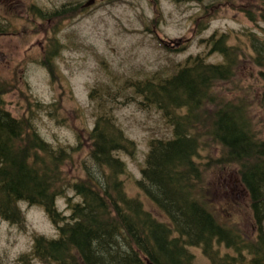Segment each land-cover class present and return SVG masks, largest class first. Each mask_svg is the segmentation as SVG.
<instances>
[{
	"label": "trees",
	"instance_id": "trees-1",
	"mask_svg": "<svg viewBox=\"0 0 264 264\" xmlns=\"http://www.w3.org/2000/svg\"><path fill=\"white\" fill-rule=\"evenodd\" d=\"M195 26L196 32L206 28L200 18ZM226 37L208 39L211 50L223 56L221 63L197 55L169 76L157 73L131 83L140 106L157 107L173 127V138L151 141L137 180L169 222L126 192L127 165L117 153H133L135 143L118 126L109 99L97 94L99 87L91 93L99 110L89 132L91 163L84 165V176L70 180L63 168L70 153L55 148L28 117L17 118L3 106L2 96L10 89L0 79V219L23 225L20 202L44 208L58 236L35 238L36 259L45 264H196L190 249L199 247L209 264H264V139L254 127L249 88L237 101L219 91L227 83L231 93L234 86L243 90L233 79L244 53ZM252 43L256 55L248 58L264 70V41L255 37ZM206 140L220 147L216 165L238 169L250 196L253 236L219 220L208 202L197 160ZM68 188L81 200L66 197ZM59 196L66 197L70 215L58 209Z\"/></svg>",
	"mask_w": 264,
	"mask_h": 264
},
{
	"label": "rangeland",
	"instance_id": "rangeland-1",
	"mask_svg": "<svg viewBox=\"0 0 264 264\" xmlns=\"http://www.w3.org/2000/svg\"><path fill=\"white\" fill-rule=\"evenodd\" d=\"M23 1H35L43 13H50L62 1L76 5L88 0ZM16 4H0V79L10 89L2 96V104L13 116L28 117L55 148L70 153L63 166L68 179L84 176V165L91 163L89 132L99 114L91 93L99 87L97 94L109 99L118 126L135 143L133 153H117L127 165L128 172L122 176L126 192L138 197L159 220L169 222L137 180L151 141L173 138V127L157 107L140 106L141 97L131 83L157 73L169 76L177 65L197 55L206 62H223V56L212 51L213 44L208 42L213 35L215 39L227 35V44L244 53L233 79L243 90L234 86L231 93L227 86L232 85L227 83L219 91L237 101L249 88L254 127L264 139V77L260 76L264 70L248 58L256 55L253 39L264 41V0H103L81 15L76 9L55 24L40 17L35 8ZM197 18L206 27L200 32L195 31ZM31 29H37L36 33ZM206 141L197 160L203 167L208 202L219 220L253 236L256 228L250 196L238 169L216 165L220 147ZM68 196L74 198L72 188L67 189ZM66 197L59 196L56 204L70 215ZM80 200L75 196V201ZM19 205L25 215L23 225L0 219V264H45L32 255L34 241L39 235L57 237V228L43 207L28 202ZM190 250L196 264H209L201 248ZM222 251L232 252L225 247Z\"/></svg>",
	"mask_w": 264,
	"mask_h": 264
},
{
	"label": "flooded vegetation",
	"instance_id": "flooded-vegetation-1",
	"mask_svg": "<svg viewBox=\"0 0 264 264\" xmlns=\"http://www.w3.org/2000/svg\"><path fill=\"white\" fill-rule=\"evenodd\" d=\"M103 0H88L86 1L85 3H79V4H76V5H73L71 1H62L59 5H56V9L55 10H52L47 13H43V10L38 6V4L35 2V1H32L31 4H28L26 1H23V0H0V4H3V5H12V4H16L17 7L18 6H24L25 4L26 5H29V8H35V13L39 14L40 17L42 18H45L48 20V21H54V24L55 23H59V21L61 19H65L66 15L67 14H71V13H75V10L78 9V11H80L81 13H79L80 15L83 14L87 9L88 7L91 8L93 7L94 5H96L97 2H101ZM36 15V14H34ZM53 26V25H51ZM37 27V25H36ZM33 31V33H36L37 29H31Z\"/></svg>",
	"mask_w": 264,
	"mask_h": 264
},
{
	"label": "water",
	"instance_id": "water-1",
	"mask_svg": "<svg viewBox=\"0 0 264 264\" xmlns=\"http://www.w3.org/2000/svg\"><path fill=\"white\" fill-rule=\"evenodd\" d=\"M172 42H174V41H172ZM175 47H176V45H175Z\"/></svg>",
	"mask_w": 264,
	"mask_h": 264
}]
</instances>
